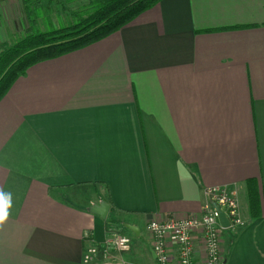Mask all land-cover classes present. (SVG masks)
Segmentation results:
<instances>
[{"label": "crops", "instance_id": "obj_1", "mask_svg": "<svg viewBox=\"0 0 264 264\" xmlns=\"http://www.w3.org/2000/svg\"><path fill=\"white\" fill-rule=\"evenodd\" d=\"M6 27L0 42L25 33ZM209 186L245 221L223 264H264V0H160L0 100V264H159L147 223L199 213Z\"/></svg>", "mask_w": 264, "mask_h": 264}, {"label": "trees", "instance_id": "obj_2", "mask_svg": "<svg viewBox=\"0 0 264 264\" xmlns=\"http://www.w3.org/2000/svg\"><path fill=\"white\" fill-rule=\"evenodd\" d=\"M56 1L58 3L59 0ZM159 1L90 0L86 11L75 16L72 23L60 27L52 25L45 31L39 28V15L36 16L31 8H26L28 27L24 36L12 45H6L0 55V100L16 79L31 66L100 41ZM61 5L65 6V2L62 1ZM250 202L255 211L258 205L254 189L250 191Z\"/></svg>", "mask_w": 264, "mask_h": 264}, {"label": "built area", "instance_id": "obj_3", "mask_svg": "<svg viewBox=\"0 0 264 264\" xmlns=\"http://www.w3.org/2000/svg\"><path fill=\"white\" fill-rule=\"evenodd\" d=\"M207 201L197 214L185 218L152 220L147 230L153 237L152 252L159 264H223L222 234L226 229L236 230L245 224L239 202L234 192L224 186H209L205 189ZM217 205L229 220L224 227ZM108 243L124 252L131 248L130 237L112 231ZM96 247L87 250L90 258Z\"/></svg>", "mask_w": 264, "mask_h": 264}, {"label": "rangeland", "instance_id": "obj_4", "mask_svg": "<svg viewBox=\"0 0 264 264\" xmlns=\"http://www.w3.org/2000/svg\"><path fill=\"white\" fill-rule=\"evenodd\" d=\"M2 1L0 0V9L3 10L5 16H1L0 30L3 33H7V25L10 26L9 29H17L19 26L22 31L28 27L26 8H31L36 16L39 15V28L45 31L52 25L60 27L72 23L75 16L86 11L85 8L89 6L90 2V0H59L57 3L55 0H28L26 3L27 0H5L4 3H9L5 6ZM62 1L65 2V6L61 5ZM47 19H50L48 23L45 22ZM4 36L6 37V34ZM6 41L0 42V55L6 49V45L13 44V42L8 43Z\"/></svg>", "mask_w": 264, "mask_h": 264}, {"label": "water", "instance_id": "obj_5", "mask_svg": "<svg viewBox=\"0 0 264 264\" xmlns=\"http://www.w3.org/2000/svg\"><path fill=\"white\" fill-rule=\"evenodd\" d=\"M219 216H220V220L223 224L224 227H228L229 226V220L227 219V217L225 216V214L223 213V211L217 206L215 205ZM92 213H96L101 215L102 217H106L108 211H109V205L105 202H101L100 204H95L93 205L90 209H89ZM131 229L135 230V227L129 226Z\"/></svg>", "mask_w": 264, "mask_h": 264}, {"label": "clouds", "instance_id": "obj_6", "mask_svg": "<svg viewBox=\"0 0 264 264\" xmlns=\"http://www.w3.org/2000/svg\"><path fill=\"white\" fill-rule=\"evenodd\" d=\"M12 206V197L10 193H5L0 190V225H3L7 220L9 212L8 210Z\"/></svg>", "mask_w": 264, "mask_h": 264}]
</instances>
